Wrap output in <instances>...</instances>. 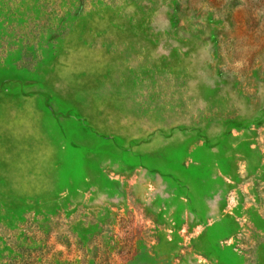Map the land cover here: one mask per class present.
Returning a JSON list of instances; mask_svg holds the SVG:
<instances>
[{
    "label": "rangeland",
    "instance_id": "obj_1",
    "mask_svg": "<svg viewBox=\"0 0 264 264\" xmlns=\"http://www.w3.org/2000/svg\"><path fill=\"white\" fill-rule=\"evenodd\" d=\"M0 264H264V0H0Z\"/></svg>",
    "mask_w": 264,
    "mask_h": 264
}]
</instances>
